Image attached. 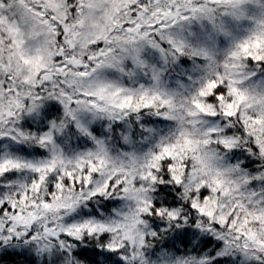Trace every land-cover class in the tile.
<instances>
[{"label":"snow or ice","instance_id":"obj_1","mask_svg":"<svg viewBox=\"0 0 264 264\" xmlns=\"http://www.w3.org/2000/svg\"><path fill=\"white\" fill-rule=\"evenodd\" d=\"M0 264H264V0H0Z\"/></svg>","mask_w":264,"mask_h":264}]
</instances>
